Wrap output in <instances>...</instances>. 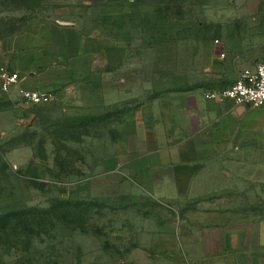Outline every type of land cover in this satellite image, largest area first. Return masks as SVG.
I'll list each match as a JSON object with an SVG mask.
<instances>
[{
    "label": "rangeland",
    "instance_id": "obj_1",
    "mask_svg": "<svg viewBox=\"0 0 264 264\" xmlns=\"http://www.w3.org/2000/svg\"><path fill=\"white\" fill-rule=\"evenodd\" d=\"M53 25L80 31L96 75L38 106L0 90V216L36 224L0 234V264H172V221L192 207L129 194L114 155L143 105L264 63V0H0V44ZM239 144L242 217H264V128Z\"/></svg>",
    "mask_w": 264,
    "mask_h": 264
},
{
    "label": "crops",
    "instance_id": "obj_2",
    "mask_svg": "<svg viewBox=\"0 0 264 264\" xmlns=\"http://www.w3.org/2000/svg\"><path fill=\"white\" fill-rule=\"evenodd\" d=\"M47 33L58 37L24 34L0 44L1 66L20 74L21 88L54 94L96 75V54L78 29L53 25ZM206 92L143 105L110 171L131 195L192 207L172 221V264H264V217H242L236 187L239 143L264 128V107L209 101Z\"/></svg>",
    "mask_w": 264,
    "mask_h": 264
},
{
    "label": "built area",
    "instance_id": "obj_3",
    "mask_svg": "<svg viewBox=\"0 0 264 264\" xmlns=\"http://www.w3.org/2000/svg\"><path fill=\"white\" fill-rule=\"evenodd\" d=\"M21 77L17 72L0 66V90L2 93H16L27 105L38 106L49 103L53 93L32 91L20 87ZM209 101H232L238 106L260 109L264 107V63L239 72L231 86L220 91L206 92Z\"/></svg>",
    "mask_w": 264,
    "mask_h": 264
},
{
    "label": "trees",
    "instance_id": "obj_4",
    "mask_svg": "<svg viewBox=\"0 0 264 264\" xmlns=\"http://www.w3.org/2000/svg\"><path fill=\"white\" fill-rule=\"evenodd\" d=\"M36 1L39 2L42 0ZM21 5L24 6L27 4L23 2ZM30 216L29 211L27 212L26 210L21 212L11 211L0 216V234L8 236L7 233L12 232L15 236L21 233L23 237H29L30 234H34L33 229L36 227V224L32 222Z\"/></svg>",
    "mask_w": 264,
    "mask_h": 264
}]
</instances>
